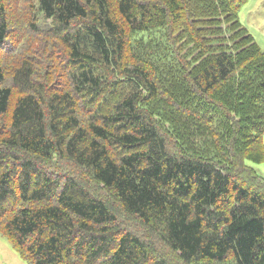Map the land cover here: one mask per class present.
Returning a JSON list of instances; mask_svg holds the SVG:
<instances>
[{
	"label": "trees",
	"instance_id": "1",
	"mask_svg": "<svg viewBox=\"0 0 264 264\" xmlns=\"http://www.w3.org/2000/svg\"><path fill=\"white\" fill-rule=\"evenodd\" d=\"M141 1L117 0L127 30L110 0L37 1L65 31L77 75L72 94L48 102L33 93L27 63L13 78L27 94L11 106L12 89L0 88V117L11 112L5 146L27 155L12 154L22 159L21 200L52 201L1 220L16 171L0 170V231L30 264H166L148 263L146 244L133 234L117 240L107 205L76 179L61 184L34 165L63 155L160 231L182 260L231 254L237 264H264V180L247 165L264 163L257 154L264 151V51L240 20L250 0ZM6 12L0 0V47L10 33ZM79 20L89 24L73 29ZM136 45L155 49L154 70L125 65ZM155 77L174 85L167 99ZM75 94L92 104L86 126ZM8 156L0 151V164Z\"/></svg>",
	"mask_w": 264,
	"mask_h": 264
},
{
	"label": "rangeland",
	"instance_id": "2",
	"mask_svg": "<svg viewBox=\"0 0 264 264\" xmlns=\"http://www.w3.org/2000/svg\"><path fill=\"white\" fill-rule=\"evenodd\" d=\"M38 0H5L9 35L7 42L0 47V65L5 74V82L0 84V88L10 87L13 92L12 105L20 95L27 94L14 83V74L18 67L24 63L31 65L33 72V84L36 96L44 98L48 102L54 93L63 96L72 94L74 90V79L77 75L74 66V56L70 52L69 45L64 41L65 31L56 29V23L47 19L39 10ZM145 2V0H142ZM141 1V2H142ZM112 5V15L116 17L127 30V26L118 12L117 0H110ZM240 20L243 26L254 37L257 44L264 51V0H250L240 10ZM81 24H89L87 21H76L73 29ZM180 27V26H179ZM158 39V38H157ZM148 39L145 40V43ZM159 46L163 42L157 40ZM149 48V47H148ZM147 47H130L126 53L127 63H138L145 68L155 69L156 52ZM127 73V72H126ZM110 77V75H109ZM155 84L159 89L161 97L168 98L169 92L174 91V85L170 84L165 78H156ZM82 96V95H81ZM92 97V96H90ZM89 98L80 97L75 94L81 112L83 124L86 126L92 119L90 116L92 104L87 103ZM45 105V103H44ZM159 111V110H157ZM160 112V111H159ZM156 118V117H155ZM157 119V118H156ZM11 123V112L0 117V151H4L8 157L0 164L2 169H12L16 171L13 182L15 195L5 203L4 214L1 220L13 215L17 209L22 207H40L52 203V201L24 203L21 200L18 189L20 174L17 168L21 167L22 159L15 158L12 154L24 156L16 149H9L5 146L4 137ZM158 124L162 132L168 133L169 125H163L160 120ZM172 137L169 135V138ZM264 138V137H263ZM170 143L172 144V140ZM175 142V141H174ZM176 143V142H175ZM173 149L175 146L173 144ZM117 150V148H116ZM118 151V150H117ZM263 158L264 151L260 149L257 153ZM34 165L51 179L64 182V178L73 177L84 189L94 198L101 200L107 205L114 222L109 224V230L118 240L122 235L129 233L137 236L147 246L149 252V262L154 263L164 261L166 264H237L235 258L230 254L223 261H195L193 263L182 260L177 252L171 249L163 240L160 231L144 223L138 216L128 213L117 199L111 189H107L100 182L94 180L86 169L76 165L65 156H54L52 159L34 158ZM247 165L253 167L264 180V163ZM254 181L249 179L248 181ZM257 184V183H256ZM264 190V187H262ZM160 228V227H159ZM25 256V257H23ZM0 264H30V257L21 255L14 247L11 240L0 231Z\"/></svg>",
	"mask_w": 264,
	"mask_h": 264
}]
</instances>
